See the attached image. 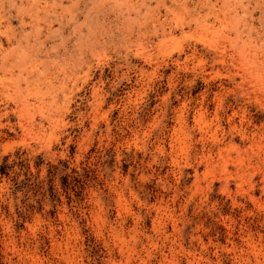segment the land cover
<instances>
[{"label":"rangeland","instance_id":"1","mask_svg":"<svg viewBox=\"0 0 264 264\" xmlns=\"http://www.w3.org/2000/svg\"><path fill=\"white\" fill-rule=\"evenodd\" d=\"M0 264H264V0H0Z\"/></svg>","mask_w":264,"mask_h":264},{"label":"bare ground","instance_id":"2","mask_svg":"<svg viewBox=\"0 0 264 264\" xmlns=\"http://www.w3.org/2000/svg\"><path fill=\"white\" fill-rule=\"evenodd\" d=\"M26 81V80H25Z\"/></svg>","mask_w":264,"mask_h":264}]
</instances>
